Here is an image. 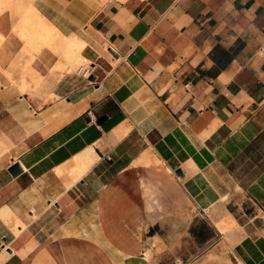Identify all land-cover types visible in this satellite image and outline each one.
<instances>
[{"label":"crops","instance_id":"1","mask_svg":"<svg viewBox=\"0 0 264 264\" xmlns=\"http://www.w3.org/2000/svg\"><path fill=\"white\" fill-rule=\"evenodd\" d=\"M22 6L56 32L0 27V264H264V0Z\"/></svg>","mask_w":264,"mask_h":264},{"label":"bare ground","instance_id":"2","mask_svg":"<svg viewBox=\"0 0 264 264\" xmlns=\"http://www.w3.org/2000/svg\"><path fill=\"white\" fill-rule=\"evenodd\" d=\"M19 6V5H18ZM23 7V6H22ZM29 7V6H28ZM27 9V8H26ZM18 10V9H17ZM24 11V10H23ZM19 40L21 45L26 46L27 49L34 53L39 54V51L43 46L48 45L51 38L54 36L56 30L55 28L41 16V14L32 6H30L21 15L19 22L9 31ZM6 38V33H3L2 28L0 29V46ZM65 47L63 48L62 57L64 58V63L56 66L58 69H67V72H71L73 68H78L83 65H87L88 60L82 55V50L86 46L84 41L79 37H69L65 38ZM83 60H86L82 65ZM77 68V69H78ZM77 69L75 72H77ZM5 83L10 82L7 77H4ZM1 152V151H0ZM144 163H148V160H144ZM10 213L5 215L7 222L16 224H22L18 220H10ZM14 225V231L17 227ZM19 227V226H18ZM22 229V228H21ZM16 234V233H15Z\"/></svg>","mask_w":264,"mask_h":264},{"label":"rangeland","instance_id":"3","mask_svg":"<svg viewBox=\"0 0 264 264\" xmlns=\"http://www.w3.org/2000/svg\"><path fill=\"white\" fill-rule=\"evenodd\" d=\"M20 3H22L23 6H25V5L29 4V3H34V0H13L9 4L8 7H7V0H0V27L4 26L5 19L6 20L8 19L7 21L9 22V28H11V27L13 28L16 25V23H17V14L15 13L16 12V7L15 6L17 4H20ZM20 48L29 51L26 46L21 45ZM42 52L43 53L45 52L47 55L53 56L55 58V61L54 60H48V62H49L48 66H49V70L51 72H53V71L66 72L65 69L56 68V66L59 65L58 63H60V61H61V57H60L58 52H52V51H49V50H46V49L43 50ZM74 72H75V68H73L71 70V73H74ZM33 82L37 83L38 81L36 79H34ZM204 229L205 228H202V230H201L202 239L207 237L206 232H205Z\"/></svg>","mask_w":264,"mask_h":264},{"label":"built area","instance_id":"4","mask_svg":"<svg viewBox=\"0 0 264 264\" xmlns=\"http://www.w3.org/2000/svg\"><path fill=\"white\" fill-rule=\"evenodd\" d=\"M75 75L81 78L88 79L91 75L89 65L87 64V65L80 66L77 69V72H75Z\"/></svg>","mask_w":264,"mask_h":264},{"label":"water","instance_id":"5","mask_svg":"<svg viewBox=\"0 0 264 264\" xmlns=\"http://www.w3.org/2000/svg\"><path fill=\"white\" fill-rule=\"evenodd\" d=\"M104 118H105V117L101 118L100 120H103ZM9 172H10L12 175H16V174H18V173L21 172V169H20V167H19L18 164H14V165H12V166L9 168ZM175 173H176L177 175H182V172H181L180 169H176V170H175Z\"/></svg>","mask_w":264,"mask_h":264}]
</instances>
